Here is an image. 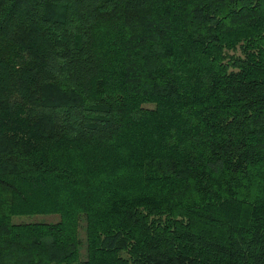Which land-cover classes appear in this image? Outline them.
<instances>
[{"label":"trees","instance_id":"obj_1","mask_svg":"<svg viewBox=\"0 0 264 264\" xmlns=\"http://www.w3.org/2000/svg\"><path fill=\"white\" fill-rule=\"evenodd\" d=\"M0 264H264V0H0Z\"/></svg>","mask_w":264,"mask_h":264},{"label":"rangeland","instance_id":"obj_2","mask_svg":"<svg viewBox=\"0 0 264 264\" xmlns=\"http://www.w3.org/2000/svg\"><path fill=\"white\" fill-rule=\"evenodd\" d=\"M20 219H17V220H29V219H27V218H30V217H19ZM21 218H23V219H21Z\"/></svg>","mask_w":264,"mask_h":264}]
</instances>
